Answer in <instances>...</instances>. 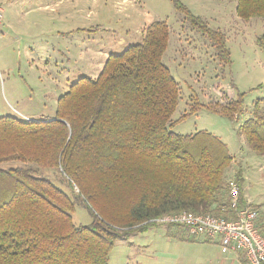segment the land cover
Returning a JSON list of instances; mask_svg holds the SVG:
<instances>
[{"label":"trees","instance_id":"16d2710c","mask_svg":"<svg viewBox=\"0 0 264 264\" xmlns=\"http://www.w3.org/2000/svg\"><path fill=\"white\" fill-rule=\"evenodd\" d=\"M177 8L227 64L223 35ZM235 12L243 20L264 18V0H236ZM168 42L167 26L152 23L140 44L109 55L95 80L72 83L52 119L0 117V264H108L116 241L163 216L232 218L224 175L233 157L226 145L206 131L180 136L171 129L201 108L238 117L243 95L194 106L172 122L179 88L162 63ZM256 43L264 51V32ZM252 113L239 131L253 152L264 155L258 103ZM12 162L20 165L5 167ZM41 169L59 170L73 201ZM233 181L239 207H246L239 172ZM74 205L87 209L90 225H74Z\"/></svg>","mask_w":264,"mask_h":264},{"label":"rangeland","instance_id":"374dc122","mask_svg":"<svg viewBox=\"0 0 264 264\" xmlns=\"http://www.w3.org/2000/svg\"><path fill=\"white\" fill-rule=\"evenodd\" d=\"M177 4L223 35L227 64ZM235 7L236 0H0V117L52 119L57 99L72 83L82 77L95 80L109 55L140 44L146 29L162 22L169 33L162 63L179 88L171 121L194 106L225 104L239 95L244 104L243 113L233 119L198 109L171 132L206 131L219 138L233 157L224 180L233 181L239 172L242 195L258 203L264 194V155L253 152L239 130L256 103L264 115V51L256 43L264 18L240 19ZM40 171L73 201L59 170ZM71 218L76 226L93 221L81 205H74ZM180 230L156 224L133 231L114 243L108 264H205L202 260L219 255L216 248L182 241L176 236Z\"/></svg>","mask_w":264,"mask_h":264},{"label":"built area","instance_id":"2783aa9c","mask_svg":"<svg viewBox=\"0 0 264 264\" xmlns=\"http://www.w3.org/2000/svg\"><path fill=\"white\" fill-rule=\"evenodd\" d=\"M229 210L232 218L181 213L154 220L157 224L183 228L189 237L219 239L221 247L243 255L248 264H264V236L256 227V212L239 207V191L234 181L228 182Z\"/></svg>","mask_w":264,"mask_h":264},{"label":"crops","instance_id":"0c3cea01","mask_svg":"<svg viewBox=\"0 0 264 264\" xmlns=\"http://www.w3.org/2000/svg\"><path fill=\"white\" fill-rule=\"evenodd\" d=\"M263 196V197H262ZM259 199L258 203H252L249 197L243 195L245 203L249 205L256 212V227L264 236V194ZM183 233H175L177 237L181 238L182 241L191 244H198L204 248H216L219 253L214 259L206 258L202 260L205 264H248L245 258L240 253H234L221 247L219 239H208L205 237H189L185 230L181 229Z\"/></svg>","mask_w":264,"mask_h":264}]
</instances>
